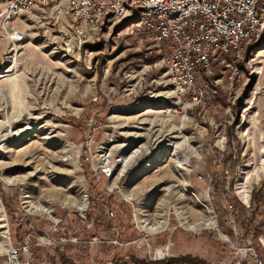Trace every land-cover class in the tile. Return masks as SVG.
<instances>
[{
    "label": "rangeland",
    "instance_id": "rangeland-1",
    "mask_svg": "<svg viewBox=\"0 0 264 264\" xmlns=\"http://www.w3.org/2000/svg\"><path fill=\"white\" fill-rule=\"evenodd\" d=\"M137 19L62 3L0 40V264H264V28L184 91Z\"/></svg>",
    "mask_w": 264,
    "mask_h": 264
},
{
    "label": "built area",
    "instance_id": "built-area-1",
    "mask_svg": "<svg viewBox=\"0 0 264 264\" xmlns=\"http://www.w3.org/2000/svg\"><path fill=\"white\" fill-rule=\"evenodd\" d=\"M251 0H189L190 13L177 16L173 0H140L141 8H149L136 29L143 37L156 42L165 51L162 61L168 63L177 88L188 91L199 75L209 71L219 57L235 56V34L261 32L248 2ZM0 40H8L15 50L19 37L25 34L15 21L34 12L37 7H59V0H2ZM264 12V0H259ZM128 3L119 0H81L78 16L86 17V25L95 28L112 20ZM71 13V6H67ZM249 253L257 264H263L256 250Z\"/></svg>",
    "mask_w": 264,
    "mask_h": 264
},
{
    "label": "bare ground",
    "instance_id": "bare-ground-1",
    "mask_svg": "<svg viewBox=\"0 0 264 264\" xmlns=\"http://www.w3.org/2000/svg\"><path fill=\"white\" fill-rule=\"evenodd\" d=\"M173 2H174V7L176 8L177 16H185V13H190L189 0H173ZM62 3L67 4V6H71V14L75 18L80 19L82 22H84L86 24V17L78 16V6H81V0H59V6H61ZM119 3H128V4H130L131 8L123 9V11L121 13H119L117 16H121V15H125V14H128L130 16L137 15L138 16V19H137L138 20L137 21L138 26L142 25V17L149 16V8H141L140 7V0H119ZM248 9H251V16H254V20H256L257 27H263L264 28V12L262 11L261 5H259V0L249 1L248 2ZM113 17H115V16H113ZM260 33L261 32H254V34H235V45H236V49H237V52H235V56H237V55L239 56L242 53L245 45L249 41L252 42L253 39L259 37ZM238 58H240V57H238ZM226 61H227L226 57H219V62H226ZM173 80H174V78H173ZM29 117L34 118V116H32V115ZM27 129H29V128H27ZM135 152L137 153L138 151H135ZM134 156H135V154L133 153V155H131V157L129 159H131ZM129 159H127V161ZM127 164H128V162H127ZM129 198L133 199V197H130V195H129ZM35 207L37 209H41V210H44L47 212H51L50 208L43 207L42 205L41 206L36 205ZM181 214H182L181 218H183L184 221L187 223L186 224L187 228L193 229L195 226L189 223L188 216L186 215V213H183V211H182ZM212 215H213L212 210L209 209L208 207H206L205 213L202 212L201 216L199 215L200 218H199L198 224L203 225L205 227L215 226L216 220ZM156 219H157L156 223H151L150 221L149 222L142 221V222L145 223L147 230L154 232V231H157V229H160V227H163L164 222L167 221V217H166V215H164V213H161V214H158ZM11 253L13 254V257H12V261L10 264H22L17 259H15L16 253L14 251H12Z\"/></svg>",
    "mask_w": 264,
    "mask_h": 264
},
{
    "label": "trees",
    "instance_id": "trees-1",
    "mask_svg": "<svg viewBox=\"0 0 264 264\" xmlns=\"http://www.w3.org/2000/svg\"><path fill=\"white\" fill-rule=\"evenodd\" d=\"M187 260V259H186ZM186 260H183V263L182 264H196L195 262H193L192 260H189V261H186ZM63 264H72L71 262L67 261V260H64ZM173 264H180L178 260H175L173 262Z\"/></svg>",
    "mask_w": 264,
    "mask_h": 264
},
{
    "label": "crops",
    "instance_id": "crops-1",
    "mask_svg": "<svg viewBox=\"0 0 264 264\" xmlns=\"http://www.w3.org/2000/svg\"><path fill=\"white\" fill-rule=\"evenodd\" d=\"M2 6H3V4H2V0H0V11H1V9H2Z\"/></svg>",
    "mask_w": 264,
    "mask_h": 264
}]
</instances>
